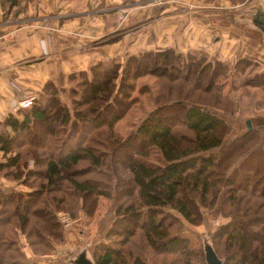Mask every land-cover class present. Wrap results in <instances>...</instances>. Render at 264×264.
<instances>
[{
  "label": "trees",
  "instance_id": "trees-1",
  "mask_svg": "<svg viewBox=\"0 0 264 264\" xmlns=\"http://www.w3.org/2000/svg\"><path fill=\"white\" fill-rule=\"evenodd\" d=\"M20 1L0 0L6 13ZM256 16L264 33V11ZM115 32L102 41L116 40L121 32ZM195 56L198 59L192 60ZM172 57L186 67L184 78L197 69L222 78L227 74V62L203 49H145L71 73L70 91L78 94L73 108L61 99L58 87L46 81L31 106L0 121V151H15L10 165L21 169L25 146L43 148L45 155L42 180L30 191L0 187V264H38L28 259L16 236L24 234L32 253L44 251L62 232L56 210L93 216L100 195L113 200V225L107 232L110 241L92 251L94 264H208L207 246L220 264H264V159L262 165L251 160L255 154L264 156V127L245 124L237 136H229L231 120L219 111L230 97L222 84L215 102L192 96L194 91L183 84L156 80L154 95L148 84L137 86L140 74L161 70L157 63ZM244 71L239 67L235 72ZM129 78L132 83H126ZM262 78L264 70L234 80L256 86ZM170 87L172 97L167 99ZM134 90L148 94L156 105L123 136L116 124L138 100ZM108 110L109 118L99 117ZM42 125L50 135L37 143L38 137L29 136H36L35 129ZM135 142L145 149L136 151ZM30 152L34 155L35 150ZM84 160L104 179L76 176L73 168ZM6 165H0V172ZM218 214L229 220L211 230L210 243L175 229L181 230L182 221L197 224Z\"/></svg>",
  "mask_w": 264,
  "mask_h": 264
},
{
  "label": "crops",
  "instance_id": "crops-1",
  "mask_svg": "<svg viewBox=\"0 0 264 264\" xmlns=\"http://www.w3.org/2000/svg\"><path fill=\"white\" fill-rule=\"evenodd\" d=\"M262 2L21 0L7 13L0 2V121L9 112L18 114L15 101L39 95L46 81L61 91L70 86L71 73L115 56L173 47L203 49L219 59L238 52L263 57V46L242 24L250 15L246 7L264 11ZM115 31L121 32L116 40L102 41Z\"/></svg>",
  "mask_w": 264,
  "mask_h": 264
},
{
  "label": "rangeland",
  "instance_id": "rangeland-1",
  "mask_svg": "<svg viewBox=\"0 0 264 264\" xmlns=\"http://www.w3.org/2000/svg\"><path fill=\"white\" fill-rule=\"evenodd\" d=\"M255 3L259 4L258 2ZM261 5L264 6V0ZM249 8L250 7H246V11H250V15L245 20V23H242L243 25H246L245 32H247L252 39L259 41L264 48V42L261 40V38H263L264 40V33L258 26L256 16L257 12L259 13L260 11L255 10V5L253 10H250ZM238 13L236 16L239 17L240 15ZM120 19H122V16L120 17ZM249 28L254 29L252 33L248 31ZM260 32H262L263 34H261ZM262 52L264 51L262 50ZM254 53L256 56L248 57L247 54L241 56L240 52H238L237 56L235 57L231 56L230 58L220 59V61H225L228 64L227 67H225V69L227 70L225 78H222V76L220 75L217 76L216 72L213 73L208 69L205 71H200L198 69L196 71H190L187 78H184L186 67L182 65L183 62L181 61V59L172 57L164 62L157 63V65H159L158 67L162 68L161 70H154L148 74H140V76L136 80V83L138 87L143 83L148 84L151 87L150 93L152 95H154L156 92V80L159 82L166 81L173 83L170 85L183 84L187 88H190L194 91V94L192 96H199V98H201V100L203 101L207 100L212 102H215V99H218L215 96L216 90L223 85L224 91L228 93L230 97L228 96L229 98L226 99L228 101L226 106L223 105L224 101L226 100H223V104L220 103L222 108H219V111L223 116L229 117V119L231 120L229 136L235 137L245 128L247 119L250 120V128L253 126V124L257 125L258 128L264 127L263 78L260 79L261 82L256 86L247 84L241 86V81L236 82V80H234L235 77L242 78L244 75L246 76V78L253 77L254 75H256V73L264 70V56H259L258 52ZM207 54L210 55L208 52ZM125 57L126 56H121V58ZM197 59L198 56H195V58L192 60ZM110 62L111 59L104 63L109 64ZM154 66L155 65L153 64L152 70ZM239 67L242 69L244 68L245 71L236 73V68ZM159 77L161 78V80L158 79ZM213 79H215V82L212 81ZM78 81H80V78ZM132 81L133 80L129 78L128 80H126V83H132ZM73 85V82H71L70 86L64 87L60 91L61 99L68 105L69 108H73V97H78V94L70 91V88L73 87ZM213 86L215 88H212ZM171 89L172 88L170 87L168 97L166 96L167 99H171L172 97ZM133 94L137 95L138 100L130 106L128 111L122 118L118 120L116 124V127L120 129L123 136H126L131 131H133L137 121L144 114H146L147 111L153 109L156 105L155 99L152 101L148 99V94L146 95L145 93H140L138 90H134ZM169 111H171V109H169ZM109 114L110 112L108 110V112L104 114L102 113L99 117L109 118ZM177 115L178 116L174 118L175 120H178L180 118L179 114ZM91 118L96 120L98 117ZM180 125V122H177V129H182ZM103 128H105V126H103ZM35 130L37 132L36 136L30 134L29 138L33 139L35 137H38L39 139H35L37 143L40 142V139L47 138L48 135H50L45 132L46 127H44L43 125L37 126V129ZM17 138L18 137H15L14 140L16 141ZM139 145L140 144L138 142H135V147L137 149L136 151H143L145 147L142 145L141 148ZM29 147L35 150L34 155L30 152L31 149ZM99 148L105 150L104 147ZM42 149L40 147L37 148L36 146L32 145L23 147L21 151L19 150L20 161L22 162L21 169H18L15 165H10L11 156L15 153L14 150L9 155L4 154L0 151V161L3 162L0 165L7 164L2 172H0V187L6 191L17 190L25 192L30 191L32 187L37 186V183L42 180L41 177L43 169V159L45 157L44 153H42ZM121 149L115 150L117 152V156L120 154L119 150ZM124 153L125 152H123V154ZM252 159V164L256 163L254 165H262L264 156L261 154H255L251 157V160ZM92 165L93 164H90L88 160L81 161L77 166L73 168L75 169L74 172L77 173L75 175L82 178L91 177L98 179L99 181L100 179H104V177H102L100 174L93 172ZM29 172H35L36 176H30ZM70 172L72 171L70 170ZM45 197H48V195ZM112 205L113 200L111 197L100 195L93 216H87L81 210L78 211L74 216L63 210H56V216L61 223L62 232L58 239H54L50 243V248L39 253H32L30 251L28 242L26 241V237L24 236V234L19 233V235L16 237L18 239V242L20 243L22 251L26 253V256L29 260L36 261L38 264H50L58 261H62L64 264H75L74 261L80 252L84 251L86 257L90 259L92 258V251L98 249L101 242L107 243L110 241V238L107 236V232L111 225H113ZM228 220V216L218 214L216 217L208 216V218H206L204 222H200L197 224L190 223L186 220L182 221L183 224L181 225V230H179V226H175V229L179 231L178 233H187L188 235H190V237L200 238L201 236V238L205 242L210 243L211 230L227 222ZM260 220L264 221L262 217L260 218ZM249 227V229H251L253 225H250Z\"/></svg>",
  "mask_w": 264,
  "mask_h": 264
},
{
  "label": "water",
  "instance_id": "water-1",
  "mask_svg": "<svg viewBox=\"0 0 264 264\" xmlns=\"http://www.w3.org/2000/svg\"><path fill=\"white\" fill-rule=\"evenodd\" d=\"M247 127L250 128V120H246ZM206 260L208 264H220V259L214 252L211 246L206 248ZM76 264H94L91 259L87 258L85 252L82 251L79 253L77 258L74 261Z\"/></svg>",
  "mask_w": 264,
  "mask_h": 264
},
{
  "label": "built area",
  "instance_id": "built-area-1",
  "mask_svg": "<svg viewBox=\"0 0 264 264\" xmlns=\"http://www.w3.org/2000/svg\"><path fill=\"white\" fill-rule=\"evenodd\" d=\"M34 99H35V95L33 94L26 95L22 98L17 99L14 103L13 110L31 106Z\"/></svg>",
  "mask_w": 264,
  "mask_h": 264
}]
</instances>
